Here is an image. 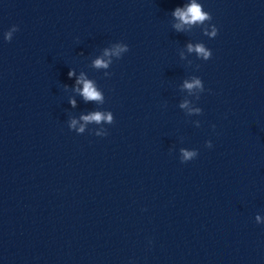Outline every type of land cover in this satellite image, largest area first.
<instances>
[{"label": "water", "instance_id": "water-1", "mask_svg": "<svg viewBox=\"0 0 264 264\" xmlns=\"http://www.w3.org/2000/svg\"><path fill=\"white\" fill-rule=\"evenodd\" d=\"M191 2L0 0V264H264V0Z\"/></svg>", "mask_w": 264, "mask_h": 264}, {"label": "clouds", "instance_id": "clouds-1", "mask_svg": "<svg viewBox=\"0 0 264 264\" xmlns=\"http://www.w3.org/2000/svg\"><path fill=\"white\" fill-rule=\"evenodd\" d=\"M173 17L177 18L181 23H177L174 25V27L177 30H181V24H200V25H207L205 28L204 34L208 36L209 38H214L218 30L217 28L208 23L211 21L212 17L211 15L206 12L202 5L200 3H197L196 0H192V2L189 5H186L184 8L176 7L174 11L172 12ZM210 29V30H208ZM18 31L17 26L13 25L10 29L5 31L3 33V38L5 42H10L13 38V34ZM128 46L124 43L117 42L114 44L112 49H105L104 55L105 56H115L118 59L121 58L122 54L126 53L128 51ZM195 51L198 56L202 57L205 61L210 59L212 53L211 50L206 48L204 44H197L195 48L191 45H189V51ZM111 61H105L104 59L97 58L93 61V67L96 69L101 68H107L109 66V63ZM69 78H72L75 75L74 70H69L67 73ZM106 75H110L106 74ZM77 84H82V89H79L80 94L82 95L85 102L88 101H95L97 103H103V96L100 91L97 90V88L94 86V83L89 80L85 79V76L83 73L80 74V76L76 80ZM184 88L191 90L194 87H201V80L200 79H193L192 82H184ZM66 87V86H65ZM70 104L75 106V101L70 100ZM181 107H186V103L182 104ZM196 111H199L197 109ZM81 119L85 122H96L101 123L102 121L107 122L108 124H112L114 122V117L111 112H108L107 114L102 113L101 111H95L89 115H84L81 117ZM77 121L75 119L71 120L69 124V128H75ZM77 132L83 133L84 132V125L82 124L79 129H77ZM94 134L97 136H105L107 135L106 129L102 133H97L94 131ZM211 142L205 141V147L210 148ZM181 155L179 156L180 162L185 163L192 159H194L198 152L197 150H185L183 148L180 149ZM257 222H259L260 217H256Z\"/></svg>", "mask_w": 264, "mask_h": 264}]
</instances>
